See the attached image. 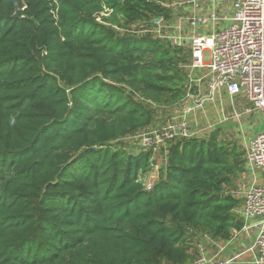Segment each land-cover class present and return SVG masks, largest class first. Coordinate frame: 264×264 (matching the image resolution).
I'll return each instance as SVG.
<instances>
[{"label": "trees", "instance_id": "obj_1", "mask_svg": "<svg viewBox=\"0 0 264 264\" xmlns=\"http://www.w3.org/2000/svg\"><path fill=\"white\" fill-rule=\"evenodd\" d=\"M157 18L158 0H0V264H193L195 238L243 228L237 141H125L189 91V49L132 29Z\"/></svg>", "mask_w": 264, "mask_h": 264}, {"label": "built area", "instance_id": "obj_2", "mask_svg": "<svg viewBox=\"0 0 264 264\" xmlns=\"http://www.w3.org/2000/svg\"><path fill=\"white\" fill-rule=\"evenodd\" d=\"M187 4H190L188 12ZM180 8L181 12L171 19L160 18L146 31L189 49L187 99L201 100L200 92L191 91L192 84L206 79L210 98L223 90L230 97L244 95L252 105L249 111L261 112L264 123V0H181ZM156 25L158 28H154ZM204 70L203 76L196 77L197 72ZM193 135L189 125L183 122L168 123L138 137L140 144L149 148ZM247 165L252 171L264 172V130L248 147ZM239 212L245 219L241 230L254 233L247 249L220 258L211 256L202 246L193 264H236L246 253L252 255V264H264L263 184L254 181L249 185Z\"/></svg>", "mask_w": 264, "mask_h": 264}, {"label": "crops", "instance_id": "obj_3", "mask_svg": "<svg viewBox=\"0 0 264 264\" xmlns=\"http://www.w3.org/2000/svg\"><path fill=\"white\" fill-rule=\"evenodd\" d=\"M231 1H229V4ZM190 8V4L186 5V11L188 12ZM181 12V8L180 11ZM205 73L204 71L197 72L196 77H201ZM197 86V92L201 94V100L197 101V105L202 106H208L209 112L208 116L210 117V120L212 121V127L210 132H204L200 135V137H208L213 132H219L220 136H224L227 139H233L237 141L241 147L245 149V155L244 158L246 160L245 162V171L236 179V188L237 194L239 197H244L246 188L249 187V185L254 182L258 181L259 183L264 185V172L262 171H252L248 165H247V150L251 143V141L254 139V137L261 131L264 130V123L262 119V114L259 111L253 110L249 111L251 109L250 102L245 98L244 95H239L235 97H230L226 91H221L220 93L214 95L212 98L209 96V90L206 85V79H203L200 81ZM196 88V87H195ZM194 88V90H195ZM189 90V89H188ZM185 102V109L184 113H192L193 107H192V100L186 99ZM208 102V103H206ZM191 109V110H189ZM191 111V112H190ZM233 121H238L237 125L239 126V130L243 132H248L249 134L247 137L244 135L241 136L238 132L237 125ZM233 123L236 125L234 129H236L237 132H233L232 129H230L231 124ZM228 130V131H227ZM246 186V188L242 189V185ZM254 237V233H247L243 230H236L233 233V237L230 241H214L213 244L210 245V247H213L216 245V247H213V249L208 250V247L206 248L207 252L211 256L218 255L220 258H226L230 256L233 252L238 253L242 252L247 249V247L252 243ZM236 264H252V255L249 253L244 254L237 262Z\"/></svg>", "mask_w": 264, "mask_h": 264}, {"label": "rangeland", "instance_id": "obj_4", "mask_svg": "<svg viewBox=\"0 0 264 264\" xmlns=\"http://www.w3.org/2000/svg\"><path fill=\"white\" fill-rule=\"evenodd\" d=\"M158 1L169 6V9L171 10L172 17H173V15H176L177 13H179L181 0H158ZM154 28H158V26L156 25ZM132 29L137 31V34L141 35V34H145L147 32L146 29H148V27L141 26V25H134V26H132ZM205 56H206V60H207L208 59V53H206ZM194 88H195V90H194ZM192 89H193V90H191L192 92H195V93L197 92V86L195 83L192 84ZM186 99H187V96L184 100H186ZM184 100L177 103V105L174 104V106H171V107L158 108L157 114L155 117V121L151 127H157V126L162 127L168 123H176V124L181 125L183 122H186L189 125V129L194 133V135H200L204 132H210L211 128H213V127L211 126L212 121L210 120V117L208 116V112H209L208 106L199 107L200 105H197L196 101H192L193 110H192V113L188 114L186 112L184 113V109H185ZM206 103H208V102H206ZM233 122L236 123V125L238 123V121H233ZM234 123H233V125L231 124L230 129H232L233 132H237L236 129H234V127L236 126ZM236 127H237L238 132L241 136L244 135L245 137H247V135L249 134L248 132H243V131L239 130L238 125ZM125 141L129 142V143L135 142L136 144L138 143V145L140 143V140L138 141V138H129V139L126 138ZM137 147H139V146H134L132 148H133V150H136ZM156 148L160 149V146H157ZM151 171L154 172V170H151ZM155 178H156L155 173H151L147 176V182H151ZM241 187H242V189L246 188V186H244V184ZM202 241H203V238L201 237L200 239L195 238L190 243V246L194 249V251L196 253V259L198 258L200 251H201L199 244L201 243L202 246H204V247L206 245V243L204 241L203 242ZM207 247H208V250H211V249H213V247H216V245H214L213 247H210V246H207Z\"/></svg>", "mask_w": 264, "mask_h": 264}, {"label": "water", "instance_id": "obj_5", "mask_svg": "<svg viewBox=\"0 0 264 264\" xmlns=\"http://www.w3.org/2000/svg\"><path fill=\"white\" fill-rule=\"evenodd\" d=\"M159 19H160V18H157V19H155V21H156V22H158V21H159Z\"/></svg>", "mask_w": 264, "mask_h": 264}]
</instances>
